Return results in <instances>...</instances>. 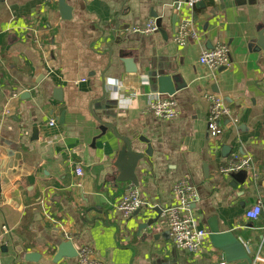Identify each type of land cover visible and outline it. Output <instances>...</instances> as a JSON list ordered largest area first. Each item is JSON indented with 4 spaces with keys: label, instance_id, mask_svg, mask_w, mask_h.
I'll return each instance as SVG.
<instances>
[{
    "label": "crops",
    "instance_id": "crops-1",
    "mask_svg": "<svg viewBox=\"0 0 264 264\" xmlns=\"http://www.w3.org/2000/svg\"><path fill=\"white\" fill-rule=\"evenodd\" d=\"M63 1L68 19L58 0H0V264H74L52 261L65 241L89 246L102 264H220L210 241L191 258L171 239L163 211L179 180L195 187L199 225L231 231L251 264H264V50L255 48L264 0H203L192 11L186 0ZM183 16L195 36L180 46L173 35ZM150 19H159L157 32L132 31ZM217 44L228 46L230 64L213 71L198 58ZM153 70L185 86L151 91ZM205 91L229 110L216 138ZM162 97L175 101L170 120L148 111ZM101 122L112 128L101 131ZM121 137L142 155L133 173L145 203L127 216L115 206L131 186L113 165ZM233 155L251 158L243 183L219 172ZM256 204L261 213L248 220Z\"/></svg>",
    "mask_w": 264,
    "mask_h": 264
},
{
    "label": "built area",
    "instance_id": "built-area-1",
    "mask_svg": "<svg viewBox=\"0 0 264 264\" xmlns=\"http://www.w3.org/2000/svg\"><path fill=\"white\" fill-rule=\"evenodd\" d=\"M202 0H186L185 6L187 10L192 11L194 6ZM192 19L183 16L177 24L173 40L180 46H184L190 37L195 36V32L191 29ZM133 32L150 34L158 31L155 19H150L144 26H135ZM198 61L201 65L209 70L216 71L225 68L230 64V55L228 46L225 44H217L212 48L204 49L199 55ZM203 97L208 101L207 129L211 137L216 138L221 132V118L229 113L228 108L223 100L216 94L205 91ZM148 111L155 117L170 120L177 115L175 101L170 97H162L154 99L148 106ZM251 168L250 157L231 156L225 164H223L219 172L224 175H230L239 171H248ZM76 175H82V169L79 165L75 167ZM172 193L175 196L173 204H170L163 211L166 227L171 236L174 245L185 251L189 257H199L205 252L206 246L209 244V231L199 225L198 219L192 211V205L197 200L198 194L195 187L186 180H179L172 186ZM144 200L135 185L129 186L116 202V208L124 215H130L139 211L144 205ZM261 213V207L256 204L245 211V217L248 220H256ZM4 232H7L4 229ZM65 239H69L68 234H64ZM74 264H102L93 258L92 249L84 245L77 250ZM220 264H225L222 261ZM251 264V263H250Z\"/></svg>",
    "mask_w": 264,
    "mask_h": 264
},
{
    "label": "water",
    "instance_id": "water-1",
    "mask_svg": "<svg viewBox=\"0 0 264 264\" xmlns=\"http://www.w3.org/2000/svg\"><path fill=\"white\" fill-rule=\"evenodd\" d=\"M59 3V10L61 17L64 19L70 18L71 12L70 8L64 3L63 0H58ZM203 0L200 1L197 5H203ZM196 5V6H197ZM156 17V15H153ZM156 24L159 28L160 22L159 19H156ZM256 50L259 48L264 50V39L262 33H259L258 40L256 42ZM125 64H129L130 61L127 59L122 58ZM130 71V70H129ZM134 72V70H132ZM146 74V78L148 80V87L151 91H158L161 94L172 95L175 90L185 86L184 83H179L176 80V75L170 73H164L161 70H153L148 71ZM172 82V87L170 86ZM184 84V85H183ZM105 123L101 122V131H104L107 128ZM112 128V126H111ZM114 133L115 130L113 129ZM116 134V133H115ZM122 141L124 142V146L119 149L116 155V160L114 162V167L117 168L118 174L116 179L122 182L129 181L131 185H136V179L134 176V169L137 165L139 159L142 158L141 154L135 153L131 150V145L128 139L121 137ZM245 172L239 171L235 174H232V178L235 181H240L243 183L245 179ZM242 179V180H241ZM137 212V211H136ZM158 216H160V210L158 211ZM264 218V217H263ZM157 221L156 219H148L143 224L138 226V233L142 229H148ZM216 223V222H215ZM259 238L264 237V228L259 227ZM147 236V235H145ZM209 241L212 246L223 253L224 262L225 264H250L251 257L248 256L246 250L244 249L243 244L235 237V235L231 231H221L219 225L216 223L214 225L209 226ZM155 238V235L153 236ZM77 251L73 249L70 242L65 241L62 242L58 247L57 251L53 256V263H58L63 258H71L76 257ZM24 259L26 261L36 262L38 261L39 257L35 253H26L24 255Z\"/></svg>",
    "mask_w": 264,
    "mask_h": 264
}]
</instances>
